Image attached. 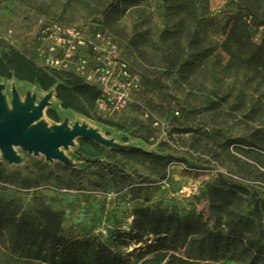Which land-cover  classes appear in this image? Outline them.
<instances>
[{
	"label": "rangeland",
	"instance_id": "374dc122",
	"mask_svg": "<svg viewBox=\"0 0 264 264\" xmlns=\"http://www.w3.org/2000/svg\"><path fill=\"white\" fill-rule=\"evenodd\" d=\"M193 1L198 20L186 27L162 0L120 13L112 10L120 0H0V59L17 51L50 69L48 62L63 49L50 38L59 27L71 53L63 71L99 89L90 78L96 80L104 69L114 93L117 84L129 93L127 104L116 111L114 105L106 108L102 97L87 118L64 110L55 88L43 91L37 83L0 77L1 122L13 112L15 99L22 107L46 104L32 128L49 134L84 128L108 143L77 138L59 150L64 162L21 147L13 148L12 162L0 149V165L11 176L0 182V197L25 211L44 203L62 214L64 237L103 243L130 264H142L154 240L127 246L119 239L136 207L202 213L212 226L206 195L221 178L264 198V66L257 65L264 54V27H250L255 47L234 57L224 47L230 19L240 10L251 6L264 21V0ZM254 51L256 60L249 62ZM49 109L57 112L58 122L48 116ZM131 148L170 157L171 165L159 170L120 152ZM93 161L132 177L133 185L124 189L129 202L109 176L90 167ZM23 180L34 186L25 188ZM0 264L21 262L0 248Z\"/></svg>",
	"mask_w": 264,
	"mask_h": 264
},
{
	"label": "trees",
	"instance_id": "16d2710c",
	"mask_svg": "<svg viewBox=\"0 0 264 264\" xmlns=\"http://www.w3.org/2000/svg\"><path fill=\"white\" fill-rule=\"evenodd\" d=\"M146 1L120 0L112 10L126 12ZM162 1L171 15L187 23L186 27L197 22L193 0ZM255 15L253 7L247 6L230 19L224 42L230 56L234 57L246 47L256 46L250 27L263 28L264 21L257 20ZM251 16L256 19L249 21ZM262 47L264 49V44ZM260 55L262 60L257 65L264 66V54ZM256 57V51L252 52L249 62H255ZM0 77L37 83L43 91L55 88L56 98L64 110H72L87 118H92L101 98L98 88L74 73L40 68L17 51H10L0 59ZM210 103L217 105L213 101ZM47 114L59 121L55 110L49 109ZM100 122L113 126L106 121ZM120 152L159 170H166L172 162L170 157L137 148ZM89 165L109 176L119 195L129 202V193L124 189L133 185L130 175L102 161H93ZM10 179L0 165V182H9ZM22 182L25 188L34 186L29 180ZM144 182L142 180L141 184ZM206 197L212 226L202 213L180 215L141 206L134 209L128 232L122 233L119 239L129 246L154 238L144 253L147 258L142 264H216L225 259L238 264H264V198L252 194L247 186L224 178L208 188ZM62 227V214L44 203H39L34 211H25L16 203L0 197V248L21 264H130L128 258L103 243L64 237ZM220 227L224 230H217Z\"/></svg>",
	"mask_w": 264,
	"mask_h": 264
},
{
	"label": "water",
	"instance_id": "95a60500",
	"mask_svg": "<svg viewBox=\"0 0 264 264\" xmlns=\"http://www.w3.org/2000/svg\"><path fill=\"white\" fill-rule=\"evenodd\" d=\"M45 107L46 104L36 108L22 107L15 99L13 112L1 122L5 108L0 96V149L10 161L16 160L13 152L14 147H21L31 153H43L47 159L64 162L59 150L71 146L77 138L91 139L104 145L108 144L96 133L84 128H76L72 131L60 128L53 134L46 133L41 127L32 128Z\"/></svg>",
	"mask_w": 264,
	"mask_h": 264
},
{
	"label": "built area",
	"instance_id": "2783aa9c",
	"mask_svg": "<svg viewBox=\"0 0 264 264\" xmlns=\"http://www.w3.org/2000/svg\"><path fill=\"white\" fill-rule=\"evenodd\" d=\"M60 28L55 27L53 32L50 35V38L54 40L59 45L63 46V49H60V52L58 55H56L55 59H50L47 66L50 67V69H56L58 71L65 70L67 66L66 61L71 57L70 51L66 50V39H62L60 36ZM61 57V58H58ZM98 77L96 80L93 78H90V82H96L94 85H99V90L101 91V98L99 101L104 102L105 99H102V97H105L108 101L106 103V108L109 107L111 110V105H114V111L120 110L127 104V100L129 99V93L125 90V88H122L120 85H116L115 89H117L116 93H114V89L110 86V80L105 74L104 69L98 70ZM123 85V84H122Z\"/></svg>",
	"mask_w": 264,
	"mask_h": 264
}]
</instances>
